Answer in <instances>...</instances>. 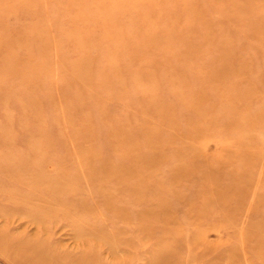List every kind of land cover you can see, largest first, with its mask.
Wrapping results in <instances>:
<instances>
[{
  "label": "rangeland",
  "instance_id": "obj_1",
  "mask_svg": "<svg viewBox=\"0 0 264 264\" xmlns=\"http://www.w3.org/2000/svg\"><path fill=\"white\" fill-rule=\"evenodd\" d=\"M191 1L197 13L185 11L183 0H0V170L6 173L0 233L6 239L38 238L57 256L103 241L101 260L110 262L112 249L132 259L141 251L133 241L140 235L128 216L153 209L146 261L171 240L162 234L168 218L185 234L210 224L208 239L215 237L222 202L197 226L191 216L214 194L231 202L226 219L241 228L249 220L264 226V35H250L240 21L219 14L231 0ZM232 1L251 9L252 22L264 12V0ZM226 43L235 62L245 63L242 73L226 74L213 62ZM201 70L211 77L200 78ZM38 168L51 179L65 176L58 189L33 192L53 212L45 218L34 217L32 207L10 210L8 200L31 195L32 182L23 185L7 172ZM66 194L72 203L64 209ZM221 231L226 240L219 249L236 247L233 228ZM186 245L163 264H207L208 258L192 260ZM237 263L264 264L254 256ZM0 264L11 263L0 254Z\"/></svg>",
  "mask_w": 264,
  "mask_h": 264
},
{
  "label": "bare ground",
  "instance_id": "obj_2",
  "mask_svg": "<svg viewBox=\"0 0 264 264\" xmlns=\"http://www.w3.org/2000/svg\"><path fill=\"white\" fill-rule=\"evenodd\" d=\"M185 3V11L187 8H191L192 11L191 14L197 13L198 7L196 3H193L192 1H186L183 0ZM229 1V0H228ZM240 7V8H237ZM240 10V11H239ZM251 10V9H249ZM246 10H244L243 2L239 5H235L234 1H229V3L226 5L225 10H220L219 14H221L224 18L228 19H236L237 21H240L242 25L247 26L248 32L250 35H257V36H263L264 35V12H260V14L255 15L254 14V21L252 22L251 19L253 17H249L251 13ZM256 13V12H254ZM190 14V19L188 23V29L192 28V21H194V17ZM222 17V18H223ZM206 25V24H205ZM188 34H186L187 36ZM177 36H170L168 40H172L176 38ZM261 39H264L261 37ZM229 46L226 44H223L219 51L217 52H223L222 57L219 59H216L215 57L212 59L215 64H217L218 68L222 67L225 70L226 74H232L236 71H239L240 73L243 72L245 63L244 62H235L237 57L235 52L231 51ZM251 55H249L247 58L250 59ZM198 74L200 75V78L203 80H208L210 76L207 77L209 74L208 72H202L198 71ZM234 89L232 86L228 87V90ZM233 101V100H230ZM230 103V102H229ZM242 151H245L243 149ZM25 162V161H24ZM17 164V163H16ZM15 164V166H16ZM27 164V163H26ZM40 164V163H38ZM22 165V164H19ZM1 166V165H0ZM35 166V165H34ZM38 166V165H37ZM20 167V166H19ZM26 167V166H25ZM36 167V166H35ZM5 168V167H4ZM1 169V168H0ZM20 169V168H19ZM41 168H38L35 172H22L18 169L10 170L7 172L8 176L10 178L16 179L19 183L24 185V181H30V192L32 193V197L30 196V193L27 195L28 197H25L23 199H17L14 197L11 201V196L8 197V200L13 204V208H10V210H13L17 212L16 207L18 206H26V207H32L34 209V217H46L50 215L52 212L51 209H49L47 203L44 202V199L38 196L37 194L34 195V191L36 189H47L49 191H54L60 187L59 182L65 177L63 174H56V176L52 179H56V181H51L52 179L49 177H46L42 175V173L39 172ZM78 169V170H77ZM0 175L4 173L3 170H0ZM18 171L19 173H16ZM77 181L79 183V160H77V168L75 170V173H77ZM238 172H236L237 175ZM6 174V173H4ZM141 174L142 172H138L137 175L134 176L138 184L141 185ZM5 176V175H4ZM42 177V179L38 178ZM25 179V180H24ZM8 182V181H7ZM26 183V182H25ZM46 185V186H45ZM52 185V186H50ZM262 187L263 184H260ZM27 186V185H26ZM72 187H78L76 185V180L73 183ZM41 191V192H42ZM67 195V194H66ZM42 196V195H41ZM72 198V197H71ZM67 201L64 203V209L66 205H71L72 200H70V197L67 195ZM260 199L264 200V196L260 197ZM58 200H61L58 197ZM138 202H142L141 198L136 199ZM203 200L201 201L200 206L196 209L192 210L191 216H192V223L193 226L199 225L204 220H207L206 217H208V213H210L214 207L215 201H220L224 205L219 213L220 218L215 217L216 221H218L216 225H219V227L223 228L225 226H229L233 228L234 235L236 237V247L230 248L227 251L220 250L222 242H225L226 238L223 236L221 229H215V237L212 236L210 239H208L206 231L210 227V224H206L204 229H201V231H192L190 233L185 234L186 232L183 229H179V221L175 218H168L166 221H171L168 223H164V230H163V237L164 238H170L171 240L163 246H161V250L157 253L156 256L151 257L149 259L143 260V252L142 249L145 247L146 243L143 242L145 240L146 233L151 230V223L149 221L150 218L153 217V214L155 213L152 209L151 211H137L134 216H128L130 218L128 220L129 224L136 223L134 226V229L137 230L138 234L140 235L136 239L133 238L134 243L137 242L139 245V248L141 249L140 252L135 254V258L129 259V258H122V257H116V252L113 251V249L107 252L111 256V261L107 262L105 260H101L100 258V251L104 247L103 241L100 244V242L95 241V245L92 243L90 245V248L88 251L84 252H77L74 255L70 254H64L62 256H57L55 253L50 252L48 243H44L42 240H34L31 238H22V237H10L6 239V235H3L0 233V254L3 255L8 262L11 264H163L170 258L174 257L176 254H180L183 249V244L186 243L191 250V258L192 260H202L205 258H208L207 264H239L237 261L240 259V256L243 258H250L251 256L255 257L257 261L264 263V226H252L251 222L252 220H249L247 222V226L244 228H241L238 226L236 220H228L226 219L227 214V205H231L230 200H225L222 198L220 194H214L210 195L207 201ZM76 201L74 200L73 206H75ZM108 206V204L106 203ZM30 209V208H29ZM63 209V210H64ZM20 209H18L19 211ZM60 210V209H59ZM62 210V213H63ZM61 211V210H60ZM18 213V212H17ZM206 215V216H205ZM127 218V217H126ZM213 217L210 216L211 219ZM150 219V220H149ZM79 229V228H77ZM91 228L89 229V231ZM79 233V230L77 231ZM87 233V231H85ZM163 238V239H164ZM34 240V241H28ZM148 239V237H147ZM250 243L252 244L251 248L253 251V255L247 256L244 252L245 246ZM48 247V249H47ZM174 255V256H173ZM114 256V257H112ZM116 257V258H115ZM211 258V259H210ZM191 260V261H192Z\"/></svg>",
  "mask_w": 264,
  "mask_h": 264
}]
</instances>
